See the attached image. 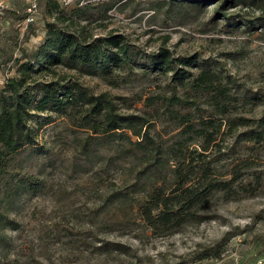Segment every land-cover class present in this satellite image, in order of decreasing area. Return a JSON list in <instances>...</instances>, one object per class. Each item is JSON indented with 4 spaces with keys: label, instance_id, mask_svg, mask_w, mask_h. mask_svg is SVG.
Listing matches in <instances>:
<instances>
[{
    "label": "rangeland",
    "instance_id": "rangeland-1",
    "mask_svg": "<svg viewBox=\"0 0 264 264\" xmlns=\"http://www.w3.org/2000/svg\"><path fill=\"white\" fill-rule=\"evenodd\" d=\"M168 1L0 0V86L16 73L17 61L26 58L24 53L44 39L47 22H52L57 28L91 37L120 33L142 54L159 46L173 55L198 53L217 61L219 70L232 77L241 94L264 97V24L252 30L240 23L242 18L264 19V3L235 0L225 5L223 11L236 22L229 25L214 9L219 0H203L196 7ZM29 6L34 20L28 23ZM57 70L95 94L108 92L120 113L149 110L148 96L171 92L164 75L142 74L139 68L135 76L120 74L113 84L75 69ZM39 77L48 80L52 76ZM195 105L207 106L202 98ZM239 109L242 113L238 114L257 118L264 104ZM46 114L38 113L31 124L43 121ZM249 128L237 125L230 130L222 122L221 150H213L208 158L219 177L229 176L225 173L234 164L247 160L241 182H246V174H256L262 185L253 190L235 186L236 191L228 195L215 192L201 210L202 220L158 233L146 228L136 214L129 216L128 205L102 210L112 190L128 188L135 180V166L129 159L120 155L106 164L107 154L113 156L117 148L108 142L96 144L67 118L43 124L38 141L47 152L23 148L17 158L24 167L17 171L25 177L37 176L45 187L6 212L20 225L0 229V264H264V143L241 140L238 134ZM88 152L94 154L91 159H86Z\"/></svg>",
    "mask_w": 264,
    "mask_h": 264
},
{
    "label": "trees",
    "instance_id": "trees-1",
    "mask_svg": "<svg viewBox=\"0 0 264 264\" xmlns=\"http://www.w3.org/2000/svg\"><path fill=\"white\" fill-rule=\"evenodd\" d=\"M234 1L219 0L214 5L229 25L236 24L235 18L223 7ZM184 2L195 7L204 3L168 1L176 6ZM249 2L260 6L264 0ZM256 19L242 18L240 23L253 30L264 24V19ZM47 27L44 39L24 53L26 58L17 61L16 73L0 86V229H17L19 222L6 212L28 194L44 189L45 183L37 176L25 177L17 171L24 167L17 155L28 147L31 153L45 154L47 148L38 141V129L56 117L70 120L96 144L114 145L117 150L113 156L107 154L106 164L120 155L132 162L135 180L128 188L112 190L102 210L128 205L129 216L134 214L135 218L136 214L152 232L163 233L202 220L201 210L215 192L228 195L236 191L235 186L253 190L262 185L256 174H246V182H241L249 166L247 160L234 164L225 173L229 176L219 177L208 158L213 150H221L218 137L222 122L230 130L237 125L250 126L238 134L241 140L264 143V111L257 118L238 114L242 113L239 107L264 104V97L241 94L232 77L219 70L217 61L201 58L198 53L173 55L165 46L142 54L120 33L91 37L82 31L57 28L52 22H47ZM58 67L94 74L109 84L117 83L120 74L135 76V68H139L142 74L164 75L171 92L148 96L145 104L149 110L120 113L108 92L95 94L78 79L58 72ZM41 74L52 77L41 80ZM198 98L204 99L206 108L195 105ZM38 113L47 114L43 121L31 124ZM85 156L91 159L94 154Z\"/></svg>",
    "mask_w": 264,
    "mask_h": 264
},
{
    "label": "built area",
    "instance_id": "built-area-1",
    "mask_svg": "<svg viewBox=\"0 0 264 264\" xmlns=\"http://www.w3.org/2000/svg\"><path fill=\"white\" fill-rule=\"evenodd\" d=\"M27 11L28 12H27V16H26L25 20L29 23V22L34 20L33 15H32V11H34V10H33V8L31 6H29L27 8Z\"/></svg>",
    "mask_w": 264,
    "mask_h": 264
}]
</instances>
